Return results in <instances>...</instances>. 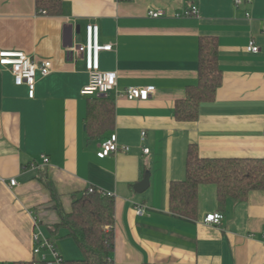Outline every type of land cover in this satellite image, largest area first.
Masks as SVG:
<instances>
[{"label":"crops","instance_id":"1","mask_svg":"<svg viewBox=\"0 0 264 264\" xmlns=\"http://www.w3.org/2000/svg\"><path fill=\"white\" fill-rule=\"evenodd\" d=\"M62 1L54 15L40 12L37 0H0V50L52 62L48 76H37L35 98L0 65V264L36 258L38 231L54 237L57 250L55 239L68 233L52 234L59 214L41 174L67 212L89 187L114 194V264H264V190L222 206L217 186L202 184L197 217L169 207L170 183L185 178L190 145L204 158L264 159V0ZM151 10L164 14L153 17ZM89 23L99 24L102 44H113L101 52L100 66L116 72L118 91L105 96L81 94L89 74L69 50L86 42ZM204 35L218 39L223 83L197 121L180 122L176 103L198 82ZM252 40L258 53L247 49ZM130 86L155 92L131 100L119 93ZM99 97L112 102L113 122L92 137L89 108ZM114 133L130 149L100 158L102 142ZM147 172L148 187L138 192ZM216 211L224 214L222 224L206 223Z\"/></svg>","mask_w":264,"mask_h":264},{"label":"trees","instance_id":"2","mask_svg":"<svg viewBox=\"0 0 264 264\" xmlns=\"http://www.w3.org/2000/svg\"><path fill=\"white\" fill-rule=\"evenodd\" d=\"M62 5V0H37L38 10L46 14H59ZM199 46L198 82L190 85L186 97L176 103L175 116L180 122L197 121L202 104L214 101L223 83L217 37L204 35L200 38ZM112 122V102L107 97L96 98L89 108L88 132L95 137L106 131ZM40 178L50 190L53 206L59 214V222L52 227V234L55 236L60 229H66L67 236L76 242L83 253L80 260L63 258L60 264H107L115 246L113 197L105 195L97 187H89L83 195L73 200L72 209L67 212L53 181L45 174H41ZM209 183L217 186L218 200L222 206L229 200L245 201L250 192L264 190V159L204 158L196 145H190L185 178L172 181L169 186L170 210L185 217H197L199 188ZM51 240L54 241V237ZM15 264H33V260ZM42 264L49 263L44 261ZM50 264L57 263L51 260Z\"/></svg>","mask_w":264,"mask_h":264},{"label":"built area","instance_id":"3","mask_svg":"<svg viewBox=\"0 0 264 264\" xmlns=\"http://www.w3.org/2000/svg\"><path fill=\"white\" fill-rule=\"evenodd\" d=\"M243 0H237L236 3H241ZM190 12L197 13L198 8L192 6ZM150 15L153 17H159L164 14L162 10H151ZM113 44H102L100 41V26L98 23H89L86 31V42L84 44H78L71 47L70 51H76L84 61L85 67L89 74V82L81 90V94L85 96H95L100 93L108 94L111 91H118L117 89V74L116 72L103 71L100 66V54L102 51H111ZM248 51L258 53L260 48L252 40L247 47ZM0 65L7 67L11 70L15 82L17 85H26L30 98H35L36 87H37V76L40 74L43 77L48 76L52 72V62L50 60H44L40 63L34 61L29 55L22 51H9L0 50ZM155 92L153 86H130L125 90L119 92L126 96L128 99H140L147 100L152 93ZM142 140L146 138V131H142ZM120 149L128 151L129 146H120L118 141V135L112 134L110 138L103 141L100 150L97 155L100 158L107 157L111 154L118 152ZM144 153H149L150 149L144 147ZM44 162L48 163L49 159L47 156H43ZM17 184L15 178L11 179L10 186ZM104 192V191H103ZM105 195L113 197L114 194L111 192H104ZM137 215H144L145 208L142 204H134ZM224 214L216 211L206 215L204 221L216 226L222 224ZM34 255L36 258L33 259V264H42L44 261L50 264V261H54L60 264L63 260L62 255L57 250L55 242L49 237L45 236L42 231H38L34 234ZM45 248L52 253L53 259L49 260L47 255H41V248ZM107 264H114L111 259Z\"/></svg>","mask_w":264,"mask_h":264},{"label":"rangeland","instance_id":"4","mask_svg":"<svg viewBox=\"0 0 264 264\" xmlns=\"http://www.w3.org/2000/svg\"><path fill=\"white\" fill-rule=\"evenodd\" d=\"M58 245V251L66 260H80L83 258V253L78 249L76 242L67 234H61L56 239ZM78 255H77V253ZM47 255L49 260L53 259L52 253L45 249L41 248V255Z\"/></svg>","mask_w":264,"mask_h":264},{"label":"water","instance_id":"5","mask_svg":"<svg viewBox=\"0 0 264 264\" xmlns=\"http://www.w3.org/2000/svg\"><path fill=\"white\" fill-rule=\"evenodd\" d=\"M99 95L105 96L106 94L105 93H100ZM149 179H150V173L147 172L145 177H144V179L135 186V189L138 192L144 191L148 187Z\"/></svg>","mask_w":264,"mask_h":264}]
</instances>
